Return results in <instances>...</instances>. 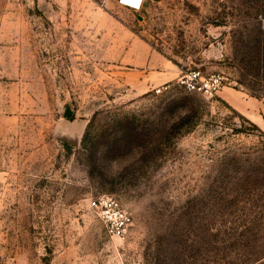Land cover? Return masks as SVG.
<instances>
[{"label": "rangeland", "instance_id": "rangeland-1", "mask_svg": "<svg viewBox=\"0 0 264 264\" xmlns=\"http://www.w3.org/2000/svg\"><path fill=\"white\" fill-rule=\"evenodd\" d=\"M155 57L264 97V0H0V264H264V129Z\"/></svg>", "mask_w": 264, "mask_h": 264}, {"label": "built area", "instance_id": "built-area-1", "mask_svg": "<svg viewBox=\"0 0 264 264\" xmlns=\"http://www.w3.org/2000/svg\"><path fill=\"white\" fill-rule=\"evenodd\" d=\"M134 1L119 0L123 6L136 11L143 9L147 0H138V3ZM177 84L190 93H199L206 98H215L225 87L226 79L222 75H205L201 70H191L181 75L177 79ZM167 88L168 85H163L154 89V92L160 94ZM91 207L105 224L110 235L116 237L127 235L131 225V216L113 196L100 195L92 200Z\"/></svg>", "mask_w": 264, "mask_h": 264}, {"label": "crops", "instance_id": "crops-1", "mask_svg": "<svg viewBox=\"0 0 264 264\" xmlns=\"http://www.w3.org/2000/svg\"><path fill=\"white\" fill-rule=\"evenodd\" d=\"M156 58V57H155ZM152 60V59H151ZM150 60L138 71V80L133 83V90L139 93L152 91L155 87L170 83L181 75V72L172 64L165 61L161 63V70L156 60ZM154 61L156 63H154ZM156 69V70H155ZM246 117L253 124L264 129V97L251 96L249 93L229 87H224L217 95Z\"/></svg>", "mask_w": 264, "mask_h": 264}, {"label": "trees", "instance_id": "trees-1", "mask_svg": "<svg viewBox=\"0 0 264 264\" xmlns=\"http://www.w3.org/2000/svg\"><path fill=\"white\" fill-rule=\"evenodd\" d=\"M253 96L260 97L259 95H254V94H253ZM262 96H264V95H262ZM67 118H68L69 120H72V119H73V116H70V115L68 116V115H67ZM87 138H88V136L85 134V136H84V138H83V141H82L84 146H86V144H87ZM158 264H159V263H158Z\"/></svg>", "mask_w": 264, "mask_h": 264}, {"label": "snow or ice", "instance_id": "snow-or-ice-1", "mask_svg": "<svg viewBox=\"0 0 264 264\" xmlns=\"http://www.w3.org/2000/svg\"><path fill=\"white\" fill-rule=\"evenodd\" d=\"M126 2H132V0H126ZM136 2L138 3V0H136Z\"/></svg>", "mask_w": 264, "mask_h": 264}]
</instances>
